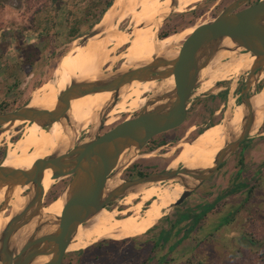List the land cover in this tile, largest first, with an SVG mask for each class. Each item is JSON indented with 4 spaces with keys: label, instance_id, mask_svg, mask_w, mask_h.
Listing matches in <instances>:
<instances>
[{
    "label": "rangeland",
    "instance_id": "374dc122",
    "mask_svg": "<svg viewBox=\"0 0 264 264\" xmlns=\"http://www.w3.org/2000/svg\"><path fill=\"white\" fill-rule=\"evenodd\" d=\"M108 1L111 0H0V113L27 105L34 92L52 78L62 58H73L86 50L90 40L88 38L84 42V39L93 30H98ZM235 1L237 0H190L189 6H185L181 11H170L160 26L151 27L152 13L148 10L151 2L145 0L144 14L132 21L124 20L119 23V29L128 30L132 37L140 36L141 42L144 33L148 31L157 39L161 34H171L211 22ZM258 1L247 0L234 11ZM169 5L170 3H160L156 10ZM145 13H148L147 17ZM129 45L130 42L120 46L112 54L128 53ZM125 62L124 59H118L112 66L118 69L124 66ZM110 64L103 65L104 73L108 72ZM248 73L249 70H246L231 80L219 81L215 87L194 95L187 104L185 122L156 135L150 145L142 150L138 149L141 153L155 151V155L136 160L128 159L123 168L130 166L121 172L120 180H125L127 176L133 179L138 170L145 171L146 175L165 170L170 165L172 168L173 160L199 132L209 125L221 122L235 107L250 104L252 96L264 87V76L257 86L250 90L251 94L255 92L250 99L242 102L240 92ZM42 96L44 95L41 94L40 97ZM138 112L136 109L130 113L122 112L118 114L117 121L107 125L100 124L96 127L94 138L127 117L132 118ZM101 125L103 127L100 130ZM22 126L9 131V138L0 140V163L7 152L8 141H14L19 136L17 129ZM92 134V127H86L72 148L79 145L81 140L90 141ZM181 166L183 164L179 163L177 168ZM75 176L79 179L83 174ZM185 178L190 181V195L181 204L172 207L165 216L175 215L176 211L197 213L205 208L209 209L206 216L200 220L206 223V226L199 232L193 229V232L189 233L190 238L183 251L171 264H264V121L259 130L250 135L219 170L204 182L199 184V181L192 177ZM72 179L56 182L48 190L43 206L48 207L60 196ZM137 181L139 180L126 182L132 185ZM241 182L245 185H240ZM143 186L146 184L140 182L135 189ZM128 193L130 191L125 192V195ZM123 200L120 197L108 203L106 206L110 209L103 211V216L108 217L113 208L117 207V212L109 218H120L128 209L127 205L120 204ZM150 202L151 200L144 202L141 209L145 211ZM209 220H214L215 224L220 222L221 225L218 228L217 225L212 227ZM160 224L159 222L156 227L153 225L149 229L150 232L148 230L128 239L95 243L84 252L67 251L62 264H157V254L168 253L169 246L177 238L171 237V243L165 244L162 249L153 248L154 240L151 237ZM192 234L196 236L191 237Z\"/></svg>",
    "mask_w": 264,
    "mask_h": 264
},
{
    "label": "bare ground",
    "instance_id": "6f19581e",
    "mask_svg": "<svg viewBox=\"0 0 264 264\" xmlns=\"http://www.w3.org/2000/svg\"><path fill=\"white\" fill-rule=\"evenodd\" d=\"M144 1L114 0L113 4L104 12L97 33L89 38L86 50L73 58H69V56L62 58V62L52 78L34 92L33 98L28 101L27 108L53 110L60 101L62 93L71 84L93 82L105 84L128 70L147 64H157L164 59L176 58L184 40L199 26L188 27L157 39L151 32H143L144 39L141 42L140 36L132 37L128 30H120L119 23L127 19L135 20L145 12ZM146 2H151L148 6V10L152 13L151 27H158L170 11H181L185 6H189L190 0H163L161 2L146 0ZM160 3H170V5L166 8H162L164 5H161L162 7L160 6L161 8L156 10V6ZM138 8L141 9L137 11ZM147 15L148 13L146 17ZM141 19L144 20V18ZM257 22L264 28V15L259 16ZM129 42L128 53L112 54L120 46L127 45ZM219 46L221 49L216 55L200 66L197 76L199 88L194 90L192 97L211 89L217 82L231 80L238 74L255 68L258 64L257 56L242 51V47L228 36L219 41ZM223 58H227V60H223ZM118 59H124L126 64L114 69L112 64ZM106 63L111 64L108 67V72L104 73L102 67ZM172 67L173 65H165L158 69L165 70V72L135 78L116 90L75 95L65 115L49 127L44 128L40 122L27 119L4 123L0 126V140L7 137L9 131L14 130L15 127L24 125L25 131L17 141H8L7 152L0 165L29 169L40 159L50 155L64 154L71 150L73 143L81 137L86 127H92L94 138L97 125L101 124L105 118L110 117L107 121L115 122L119 119L118 114L122 112L130 113L134 109L140 110L144 107L146 110L165 109L176 97L174 76L167 72ZM262 76H264V72L257 73L251 79L252 84L262 79ZM41 94L44 95L42 98ZM138 96H147L146 99H148L136 106L134 99ZM114 100L116 102L111 104ZM263 121L264 87L252 96L250 104L241 106L239 109L235 107L233 112L228 117L226 115L222 122L211 125L197 134L173 160L172 168H177L179 163L189 170L214 168L219 157L224 156V153L227 154V150L231 151L243 135H253L262 126ZM21 128L17 129V133ZM227 142L229 144L225 146ZM86 143L87 140H81L79 145ZM136 148V145H132L122 153L102 194L105 197L118 190H123L124 193L130 191L122 197L124 200L120 203L127 205L128 209L122 211V216L115 220L109 216L117 212V207L113 208L108 217L102 216L96 210L87 219L92 222L81 223L76 228L67 249L68 252L86 247L87 243L91 241L119 240L141 231L145 233L168 213L185 190L183 183L173 180L163 182L145 178L132 185L124 180H118L128 159L150 157L155 152L135 153L134 149ZM129 151L130 154L126 157ZM168 167L171 168V165ZM52 172V169L45 172L42 180L45 190L43 200L29 210L23 218V222L11 235L8 242V253L15 254L29 238L56 233L68 197L78 188L81 180L93 174L89 160L85 159L78 167V174L82 173L83 178L73 179L66 185L60 196L48 207H44L43 201L48 190L56 182L72 176V174H67L52 179ZM140 182L146 184V187L135 189ZM140 189L142 190L140 191ZM34 190L35 185L32 183L0 185V238L10 219L20 212L32 198ZM26 191V194H22ZM149 200H151L150 204L143 211L141 205ZM44 208L46 209L42 214ZM52 246L54 245L44 243L38 248L50 249ZM48 257V255L37 256L28 264H42Z\"/></svg>",
    "mask_w": 264,
    "mask_h": 264
},
{
    "label": "water",
    "instance_id": "95a60500",
    "mask_svg": "<svg viewBox=\"0 0 264 264\" xmlns=\"http://www.w3.org/2000/svg\"><path fill=\"white\" fill-rule=\"evenodd\" d=\"M247 0H237L226 8L213 21L199 25L197 30L190 34L183 42L176 58L164 59L157 64H147L128 70L113 78L105 84L97 83H74L71 84L60 96V101L53 110L41 108H27V105L10 112L0 113V126L9 121L18 119L38 121L41 126L49 127L53 122L61 119L68 111L71 100L75 95H85L95 91H108L119 89L135 78L161 74L165 70H158L165 65H173L167 71L174 76L176 97L165 109L146 110L142 108L132 118H126L115 124L107 131L98 134L90 142L84 145H77L68 152L60 155H50L38 160L29 169L11 168L0 165V185L32 183L35 190L32 198L23 209L15 214L5 227L0 238V262L1 264H28L33 258L40 255L49 257L42 264H62L71 238L76 228L87 220L96 210L103 209L106 205L120 197H124L123 190L116 191L105 197L102 196L110 175L118 164L122 153L130 146L136 145L142 150L147 142L153 137L168 130L182 125L187 118V104L192 98L197 86L199 68L207 60L213 58L221 49L219 41L230 37L242 50L250 52L258 57V64L250 69L245 84L241 90L242 102L248 101L253 83L251 79L264 69V28L257 22V18L264 14V0L251 4L238 11ZM97 30L89 33L84 42L95 35ZM258 92V91H257ZM226 117V116H225ZM224 120V119H223ZM222 120V121H223ZM221 121V122H222ZM100 126V130L102 129ZM245 134L238 139L231 151L218 158L212 169L189 170L184 166L180 168H169L151 172L133 179H157L159 181L178 180L183 183L185 190L178 200L172 205L176 207L190 195V181L185 177H192L204 182L215 174L219 167L231 156L240 145L249 137ZM228 142L225 146H228ZM89 164L93 174L80 181L76 190L65 202L64 210L60 216L59 226L56 233L43 234L29 238L15 254L7 251L8 242L17 226L23 222V218L30 209L43 200L45 190L42 180L45 172L52 169V179L63 175L78 174V167L85 160ZM83 177H80L82 179ZM171 207V208H172ZM44 243L53 244L50 249H40Z\"/></svg>",
    "mask_w": 264,
    "mask_h": 264
},
{
    "label": "trees",
    "instance_id": "16d2710c",
    "mask_svg": "<svg viewBox=\"0 0 264 264\" xmlns=\"http://www.w3.org/2000/svg\"><path fill=\"white\" fill-rule=\"evenodd\" d=\"M114 0L108 1L105 8H104V12L113 4ZM97 20H99V18H97ZM169 34V33H167ZM165 34H161L160 37L167 35ZM134 167V166H132ZM138 176H143L145 175L144 172H142L141 170H138ZM245 185V184H242ZM208 209L209 208H205L203 210H201L200 213H195V212H191V211H186L183 213H180V215L178 216V218L176 219V221L174 223L170 224V227H168V229L162 230V232L160 233V236L158 239H156V242H154V246L153 248H163L164 245L168 242L169 239H171L172 235H178L183 227L178 228L177 230H175L182 222H184L187 219H192V221L190 222L191 224H196L198 223L204 216H206V214L208 213ZM156 227V226H155ZM193 226H189L185 231L184 237H187L188 234L190 233V231L193 229ZM153 229V228H152ZM151 230H149L148 232H150ZM147 232V233H148ZM176 232V233H175ZM182 238L176 240V242L174 244H171L169 246L168 249V253H174L175 247L176 245H178L179 242H181ZM100 243V242H98ZM94 245V244H93ZM82 252L85 251V249L80 250ZM161 251V250H160ZM172 251V252H171ZM167 252L164 254H157V264H171L172 262L177 260V256H179V254H168Z\"/></svg>",
    "mask_w": 264,
    "mask_h": 264
},
{
    "label": "crops",
    "instance_id": "0c3cea01",
    "mask_svg": "<svg viewBox=\"0 0 264 264\" xmlns=\"http://www.w3.org/2000/svg\"><path fill=\"white\" fill-rule=\"evenodd\" d=\"M240 94H241V92H240ZM240 94H238V95H240ZM220 168V167H219ZM219 170V169H218ZM217 170V171H218ZM241 184V183H240ZM201 212V210L200 211H198L197 213H200ZM180 213H183V212H178V211H176V213H175V215L174 214H172V215H170V216H165V218H164V216L162 217V218H160L155 224H154V226H156V225H158V223L160 222L161 224L159 225V228H156L157 230H156V232L155 233H153L152 234V240H154V242H156V239H158L159 238V236H160V233L162 232V230H165V229H168V227H170V224L171 223H174L175 221H176V219L178 218V216L180 215ZM223 218H226V216H223ZM163 219V220H162ZM202 220V219H201ZM192 221V219H187V220H185L184 222H182L175 230H177L178 228H180V227H183V229H182V231L178 234V235H173V236H171V237H177L176 239H174L173 240V242L171 243V240L172 239H169L168 240V242L166 243V244H168V243H171V244H174L175 242H176V240H178V239H180V238H182V240H181V242H179L178 243V246L176 245V247H175V250H174V253L175 254H179L180 252H182L183 251V249H184V246H185V243L187 242V240H189V238H190V234L193 232V229H195L196 230V232H199L203 227H205L206 226V223H204V222H198V223H196V224H191L190 225V222ZM203 221H205V219H203ZM209 223H210V225L213 227V225H217V228L219 227V225H221L220 224V222H218V224H215L214 223V220H209ZM208 225V224H207ZM189 226H193L192 228V230L190 231V234H188V236L187 237H184V234H185V231H187L186 229L189 227ZM153 227V226H152ZM176 233V232H175ZM196 234V233H195ZM193 236H196V235H194V234H192V236L191 237H193ZM186 239V240H185ZM95 244V243H94ZM93 245V244H92ZM169 249V248H168ZM85 251H86V249H85ZM165 252H161V254H164Z\"/></svg>",
    "mask_w": 264,
    "mask_h": 264
},
{
    "label": "flooded vegetation",
    "instance_id": "af4514ba",
    "mask_svg": "<svg viewBox=\"0 0 264 264\" xmlns=\"http://www.w3.org/2000/svg\"><path fill=\"white\" fill-rule=\"evenodd\" d=\"M165 36H167V35H164V36H162V37H160V38H163V37H165ZM218 83V82H217ZM217 83L214 85V87L217 85ZM199 88V84L197 85V87H196V89H198ZM213 88V87H212ZM195 89V90H196ZM227 90V89H226ZM146 97L147 96H138L137 98H135L134 99V103H136V105L138 106L143 100H147L146 99ZM240 97H242V95H240ZM116 101L114 100V101H112L111 102V104H113V103H115ZM128 102V101H127ZM240 107H236V109H239ZM135 110V109H134ZM133 111V110H132ZM110 117H108V118H105L104 120H103V122L101 123V124H104V125H107V124H110V123H112V122H109V121H107V119H109ZM128 119L129 118H131V117H127ZM216 124V123H215ZM100 125V124H99ZM99 125H97V127L99 126ZM212 125H214V124H212ZM209 126H211V125H209ZM209 126H207V127H209ZM206 127V128H207ZM205 128V129H206ZM19 129V128H18ZM25 131V129H24V126H22V128L19 130V136L13 141V142H15V141H17V139L19 138V137H21V135L23 134V132ZM164 133V132H163ZM200 133V132H199ZM93 135V134H92ZM93 139V136H91V139H90V141ZM153 139L154 138H152L145 146H144V148L145 147H147L148 145H150V143H152V141H153ZM90 141H88V142H90ZM87 142V143H88ZM134 151H135V153H141V151H139L138 150V148H136V149H134ZM128 153H130V152H128ZM128 153H127V155H128ZM6 155V154H5ZM127 155H126V157H127ZM125 157V158H126ZM4 158H5V156H4ZM3 158V159H4ZM138 159V158H137ZM3 161V160H2ZM1 161V162H2ZM130 165H128L127 167H125V168H123L122 169V171L123 170H125V169H127L128 167H129ZM128 172H132V171H130V170H128ZM142 172H144L145 173V171H143L142 170ZM121 174V173H120ZM134 177H139L138 176V172H136L135 174H134V176H133V178ZM68 178H73V179H77L76 178V176L75 175H72V176H70V177H68ZM65 179H67V178H65ZM72 179V180H73ZM126 179H129V177L127 176L126 177ZM64 180V179H63ZM71 180V181H72ZM78 180V179H77ZM118 180H120V176L118 177ZM124 180V179H123ZM137 180V179H136ZM138 180H141V179H138ZM70 181V182H71ZM127 180H124V182H126ZM59 182V181H58ZM242 184H245L244 182H241V184L240 185H242ZM244 186V185H243ZM146 186H144V188H145ZM27 193V191L26 192H24V193H22V194H26ZM137 199V198H136ZM110 208L109 207H104L103 209H99L98 211H99V213L103 216L104 214L102 213L103 211L105 212V211H107V210H109ZM87 222H92L91 220H85L84 222H82V223H87ZM139 234H143V231H141V232H139V233H137V234H134V235H130V236H128V237H125V238H122V239H119V240H116V239H106V240H115V241H120V240H124V239H128V238H131V237H134V236H136V235H139ZM103 241H105V240H103ZM98 242H101V241H91V242H88V246H86V247H80V248H78L77 250H75V251H79V250H82V249H86V248H88L89 246H91L92 244H94V243H98ZM71 252H74V251H71Z\"/></svg>",
    "mask_w": 264,
    "mask_h": 264
}]
</instances>
